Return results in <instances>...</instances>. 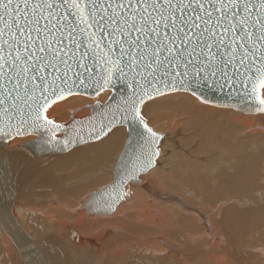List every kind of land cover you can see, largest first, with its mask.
Segmentation results:
<instances>
[{"label":"bare ground","instance_id":"bare-ground-1","mask_svg":"<svg viewBox=\"0 0 264 264\" xmlns=\"http://www.w3.org/2000/svg\"><path fill=\"white\" fill-rule=\"evenodd\" d=\"M109 95L110 91L103 92L98 98L73 95L53 105L47 114L52 120L54 116L61 115L64 122L74 117H85L90 111L83 107L91 105L96 98L98 101L95 102L104 103ZM190 95L186 92L170 93L142 107L141 116L150 105L151 108L160 106L169 98L171 100L166 101L167 104L160 106L162 110L164 107L163 112L168 115L169 111L188 114L191 120L188 124H192V128L187 124L177 130L178 124L173 121L174 132L180 131L175 137L173 133L161 132L168 128L171 120H157L159 126L156 125L153 131L160 139L155 165L139 175L138 184L130 182L126 186V196L110 215L88 213L83 205L92 192L85 195V191L95 187L99 189L108 180V168L113 166L112 161L126 140V127H115L103 138L61 154L48 152L36 156L26 146H21L34 136L0 142V258L3 262L22 264L20 260H23V264H44L38 257V246L37 255L31 253L29 247L34 246V242H26L24 237L27 235L20 232L22 230L15 224L17 221L20 225L28 223L30 227L26 228L35 231L34 235L39 237L44 251L42 254L50 264L70 263L59 243L43 235L47 225L55 227V223L60 226L61 236L68 235L74 242L77 256H74L73 264H102V255L108 257L107 264L117 257L126 264H264V113L246 114L205 103H202L203 108H197L196 103L200 101ZM159 100L162 101L155 104ZM225 113H232L231 117H242H237L241 120H238L241 128L244 125L247 127L244 130L251 132L245 133L243 139L240 136V145L235 144L239 138L232 137L239 129L218 120ZM143 121L151 129L149 123L145 119ZM191 129L197 132L193 131L194 138L201 135L207 145L211 144L209 150L206 148L211 154L205 161L184 158V152L194 156L189 150L190 144H187V140L194 139L189 138ZM184 131L186 135L181 133ZM219 132L224 133L226 142L220 140L217 143ZM180 155L183 157L181 160ZM66 173L71 175L65 176ZM13 179L17 184V195L13 198L33 202L23 208L26 214L31 215H24L12 203L9 194L14 191L11 186L15 182ZM44 188H49L56 195L44 201L43 195L48 194ZM183 192L187 194L183 200L171 195H182ZM35 198L39 202L44 201L43 208L34 202ZM206 208L207 211L204 210ZM13 209L17 210L18 217ZM20 214L23 215L21 219ZM67 215L70 218H65ZM5 218L7 220L3 221ZM88 221L96 224L93 231ZM125 229L133 231L130 239H120L126 233ZM38 231H42L41 234ZM94 231H98L95 238ZM88 234L91 236L86 238ZM106 238H112L115 247L122 242L117 253L111 254L110 248L104 250L103 245L100 249ZM132 254L136 256L134 261L127 259Z\"/></svg>","mask_w":264,"mask_h":264},{"label":"snow or ice","instance_id":"snow-or-ice-1","mask_svg":"<svg viewBox=\"0 0 264 264\" xmlns=\"http://www.w3.org/2000/svg\"><path fill=\"white\" fill-rule=\"evenodd\" d=\"M121 81L125 122L143 123L146 98L221 81L264 113V0H0V136L48 128L50 101Z\"/></svg>","mask_w":264,"mask_h":264},{"label":"water","instance_id":"water-1","mask_svg":"<svg viewBox=\"0 0 264 264\" xmlns=\"http://www.w3.org/2000/svg\"><path fill=\"white\" fill-rule=\"evenodd\" d=\"M221 85H223V81H221V84L214 87L211 85H201L200 87L193 85L192 87L195 88V94L192 90L181 89L177 91H166L163 95L175 92H186L205 104L214 105L220 108L234 109L246 114L256 113L254 108L245 101L240 89ZM105 91H110L108 99L104 103L95 102L88 105L87 108L90 110V113L85 117H74L65 124L57 123L48 117L47 113L53 105L70 96L84 95L87 97H97ZM130 93L131 89L123 81L117 83L115 87L104 90H99L94 86H80L72 95H65L62 99L55 100V102L50 101V106L45 115L48 120L53 121V125H49L48 128L38 127L32 131L31 134L16 137L27 138L34 136V139L23 143L21 146H26L36 156H40L42 154H47L48 152L56 154L65 153L75 146L92 143L103 138L105 135L98 136L97 134H93L89 136L88 128L91 125H89L88 122L90 120L95 124L97 133L99 132L101 123L105 126V131L107 133L109 132V127L111 130L119 126L126 127V140L121 151L118 153L116 163L113 166L112 181L99 188L97 191L92 192L83 205L84 209L90 214L110 215L113 213L117 204L126 196V186L130 182L138 184L140 182L139 175L148 172L154 167L155 161L159 156L158 141L160 136L151 129L156 136L150 138V134L144 127V121L143 123H140L139 121L132 122L129 119L125 122L122 120L123 114L117 111V102L121 100V97L127 96ZM163 95L146 98L144 103L140 106L141 109L147 102ZM109 105H111V107H109ZM114 113L115 121L110 124V122L113 121ZM41 124H43V121H41ZM82 124L84 125L83 128L81 127ZM56 125L59 127L55 128L54 131L50 130ZM14 139L0 136V142L12 141ZM66 140L71 141L67 146H65ZM153 140L155 141L154 143ZM149 160H151L150 164H148ZM146 164L147 167H145ZM121 181H123V186L120 185Z\"/></svg>","mask_w":264,"mask_h":264},{"label":"rangeland","instance_id":"rangeland-1","mask_svg":"<svg viewBox=\"0 0 264 264\" xmlns=\"http://www.w3.org/2000/svg\"><path fill=\"white\" fill-rule=\"evenodd\" d=\"M188 95V94H187ZM190 95V94H189ZM191 97H192V95H190ZM98 98V97H97ZM97 98L96 99H93V98H91V99H93V101H91V104L92 103H94L95 101H98L97 100ZM194 100H199V99H197L196 97H192ZM168 99V100H167ZM167 99H162V100H164L163 102V104H161L160 106L162 107L163 105H165V104H167V103H165L166 101H170L169 100V98H167ZM161 100V101H162ZM160 100L159 101H156V103L155 104H158L159 102H161ZM200 101V100H199ZM100 102V101H99ZM197 105V108H203V104H202V102L200 101V103H196ZM202 104V105H201ZM199 105H200V107H199ZM160 106H156V107H152L151 108V105L149 106V107H147L146 109H145V111H143V116L142 117H144V119L149 123V125H150V127H151V129L153 130L154 129V127L156 128L157 126H159V125H157V120L159 119V120H163V119H166V120H171V123L168 125V128L167 129H164L163 128V131H161V132H163V133H166V132H168V133H170V135H171V133H173V135L172 136H175V137H178L179 136V132L180 131H175L174 132V125H171L172 124V122L174 121V122H177V124H178V126H177V130H180L181 128H185V125H187L188 124V122L189 123H191L190 121L191 120H189V115L188 114H179L178 112H175V111H169L170 113H169V115L168 114H166V112H163V110L165 111V109H164V107H163V110L160 108ZM159 107V110H157V108ZM153 108H155V109H153ZM196 108V109H197ZM82 109H85V110H88V108L87 107H83ZM161 109V110H160ZM78 110H80V109H78ZM155 110H157V111H155ZM88 111H90V110H88ZM158 111H159V113L160 112H162V116L161 115H159V113H158ZM71 112V111H70ZM155 112H157L156 114H153V113H155ZM75 114V113H74ZM73 114V115H74ZM78 114V113H77ZM76 114V115H77ZM69 116V119H71L70 117H72V115H71V113L68 115ZM156 116V117H155ZM187 116V117H186ZM223 116V117H222ZM231 116H233L232 115V113H225V114H222L221 115V117L218 119L219 121H222V123H224V125H233L234 127L236 126L238 129H239V132H237V133H234V135L232 136V137H235L236 139L237 138H239V141H240V143H238L239 141H236V143H235V141H233L235 144H241L242 143V139L245 137V133H251V132H246V130H244L245 129V127L246 126H242L243 128H241V126H240V122L239 121H241V120H239L240 118H242V117H239V116H236V117H231ZM62 116L60 115L59 117H56V116H54V118H53V120H56V121H59L60 123H63V124H65L66 122H64L63 121V117L61 118ZM160 117H161V119H160ZM166 117V118H165ZM174 117H176V118H174ZM225 117V118H224ZM227 117V118H226ZM237 117H239V119H237ZM154 118V119H153ZM231 118V119H230ZM234 118H236V120L234 119ZM143 119V120H144ZM230 119V120H229ZM62 120V121H61ZM229 120V121H228ZM236 121V124H235V121ZM239 120V121H238ZM151 121V122H150ZM153 121V122H152ZM232 121H234V123H231ZM68 122V121H67ZM173 122V123H174ZM229 122V123H228ZM182 124V125H181ZM235 124V125H234ZM157 125V126H156ZM242 125V124H241ZM188 126L190 127V128H192V124H188ZM179 127V128H178ZM247 128V127H246ZM186 129H187V127H186ZM242 130H244V131H242ZM193 131L195 132V130L193 129ZM193 131H192V129H191V131L189 132L190 134H192L193 133ZM181 133H187L186 131H184V132H181ZM195 133H197V132H195ZM220 134H219V138L217 139L216 138V141H217V143H219V142H221L220 140H224V133H221V132H219ZM194 134V133H193ZM193 134L192 135H190L189 136V138H194L193 137ZM186 135V134H185ZM243 135V136H242ZM201 136V135H200ZM197 136V138L195 137L193 140L192 139H189V140H187V144L189 143L190 144V152L192 151V154L194 155V156H190V154H189V152L188 153H185L184 152V158H189V161L191 160V161H205L206 160V157L208 156V155H210L211 153H208V151H207V149L209 148V145L211 146V144H208L207 145V143L208 142H206V139H204V141H203V139H202V137L203 136ZM242 137V139H241V137ZM187 137V136H186ZM198 137H199V140H200V142H197V141H199L198 140ZM191 140H192V142L194 143V144H200V145H194L193 143H191ZM195 140H197V141H195ZM195 141V142H194ZM202 141V142H201ZM224 142H226L225 140L223 141V143ZM204 143V144H203ZM223 143H221V144H223ZM231 143H232V141H231ZM248 144H251L250 143V141L248 142ZM87 146H89V145H87ZM208 146V147H207ZM222 146V145H221ZM247 146V144L244 146L245 147V149L247 148L246 147ZM206 150H205V149ZM179 149V148H178ZM210 149V148H209ZM208 149V150H209ZM18 150H23L24 151V149H18ZM75 150V149H74ZM73 151V150H72ZM177 152H180L179 150H176ZM193 151H196V153L195 152H193ZM120 152V151H119ZM69 154V153H68ZM180 154H182V153H180ZM189 155V156H187V155ZM117 156H118V153L115 155V158H114V160L112 161V164H113V166L115 165V163H116V158H117ZM181 156V155H180ZM176 158L175 159H177L178 158V156H175ZM183 157L181 156L180 157V160L182 159ZM217 163H219L218 161H217ZM215 164V163H214ZM112 166V167H113ZM112 167H110L109 166V168H108V173H109V178H108V180H106L105 181V183H104V185H107V184H109L111 181H112V179H113V173H112V170L111 169H113ZM63 174V173H62ZM67 174V175H66ZM65 174V176H70L71 174L70 173H66ZM63 176V175H62ZM61 177V176H60ZM7 179H9V177L7 178ZM13 181H15V182H13ZM13 183H12V185L11 186H13V190L14 191H12V193L11 194H9V196L13 199V204H15V206L18 208V209H20V210H22V212H23V214L24 215H31V214H26L25 212H24V210H23V208L24 207H27L28 206V204L29 203H31L30 202V200H27L26 202L25 201H20V200H22V199H20V200H17V199H14L13 197H16V195H17V189H16V186H17V184H16V179L14 180L13 179ZM67 180H65V182H66ZM16 184V185H15ZM174 185H175V183H174ZM187 188H188V190L189 191H193L190 187H188V185L186 184L185 185ZM103 187V186H102ZM139 187V186H138ZM98 188V187H97ZM96 187L95 188H93V189H90V190H88V191H85L84 193H85V195L86 194H88V193H91V192H94V191H97L98 189H97ZM101 188V187H100ZM44 190L45 191H47L48 192V194L46 195V196H44L43 195V197H42V199L44 200V201H47V200H49L51 197H54L55 195H56V193L55 192H51L50 191V189L49 188H44ZM171 194V193H170ZM171 195H174L175 197H177V198H179V199H182L183 200V197L186 199L187 197H185L187 194L185 193V192H183L182 193V195H180V194H178V193H172ZM185 199H184V201H185ZM11 200V199H10ZM29 201V202H28ZM44 201L43 202H39V199L38 198H35L34 199V202L36 203V204H41V206L40 207H42L43 205H44ZM38 202V203H37ZM31 204H33V202L31 203ZM165 206V205H164ZM15 207V208H16ZM43 208V207H42ZM14 210V213H15V215L18 217V213L16 212L17 210H15V209H13ZM13 210H11V211H13ZM204 210H208V208H206V209H204ZM84 211V210H83ZM36 215H40V214H36ZM20 216H23V215H19V217ZM64 215L62 214V217H63ZM34 217V216H33ZM65 218H70L69 217V215H67V217H65ZM15 219H16V217H15ZM15 219H14V221H15ZM20 219H21V217H20ZM5 220H7V218H5V219H3V221H5ZM88 223H89V221H88ZM91 223V222H90ZM89 223V224H90ZM15 224H16V226H18V228H20L22 231H20V232H23L24 233V235H27L26 237H24V239L25 238H27L26 239V242L27 243H32L33 244V242H34V246H30L29 248L32 250V252L31 253H34L35 255H37V246H38V248H39V251H40V254L38 255V257L39 258H41L42 260V262H44V264H50L49 262H48V260H47V257H46V255L45 254H42V252H44L43 251V248L41 247V245H40V240H39V237L38 236H35L34 235V230L32 231L31 229H28V228H26V227H30L29 225H28V223H26V222H22V225H20L21 223H18L17 221L15 222ZM93 224V225H92ZM97 226H96V224H94L93 222L91 223V227H90V230H94V228H96ZM122 228L124 227V226H121ZM26 230H25V229ZM125 231H126V233L124 234V235H122L121 237H120V239H124V240H127V238L128 239H130L133 235H134V233H133V231H130V230H128V229H125ZM41 232L42 231H38V233H40L41 234ZM97 232L98 231H94L93 232V235H94V238L95 237H97ZM26 233V234H25ZM43 235H45V237L46 236H48V237H51L53 240H55V242H57V243H59V245H60V247H62V249L65 251V253L68 255V257H69V259H71V260H69L68 259V263L70 262L71 264H73V258H74V256H77V255H75V253H76V250H74V242L73 241H71L70 240V238H68V235H64V236H61L62 235V232H61V229H60V226H58V224L57 223H55V227H54V225L52 224V225H47V227L45 228V230L43 231ZM60 236V237H59ZM91 236V234H88V235H85V237L87 238V237H90ZM45 237H42L43 239L45 238ZM62 237V238H61ZM58 238H59V241H58ZM43 239H41V241H43ZM30 240V241H29ZM32 240V241H31ZM112 238H106L103 242H101V244H100V249H101V246L103 245V249L104 250H107L108 248H110V253L111 254H115V253H117V249H119V247L121 246V243L122 242H120V243H118L117 245H116V247L114 246V245H112ZM29 241V242H28ZM71 241V242H70ZM68 242H69V244H68ZM77 242H75V244H76ZM37 244V245H36ZM71 245V246H70ZM133 246V245H132ZM28 251V252H29ZM70 251V252H69ZM70 254V255H69ZM130 254V253H129ZM129 254L128 255H126V257H128L129 256ZM135 254H132L131 255V257H129V258H127V259H130V260H132V261H134V259H136V256H134ZM1 256V255H0ZM113 256V255H112ZM72 257V258H71ZM107 258L108 257H106V255L105 256H101V263L102 264H107ZM125 258V257H124ZM3 258L1 257L0 258V264H6L7 262H3V260H2ZM166 259V258H165ZM164 259V260H165ZM44 260V261H43ZM23 260H20V262L23 264L24 262H22ZM45 261H47V262H45ZM69 263V264H70ZM95 264H97V263H95ZM110 264H126V262H124V261H121V258L120 257H117L116 259H113L112 260V262L110 263ZM164 264H168V262H164Z\"/></svg>","mask_w":264,"mask_h":264}]
</instances>
